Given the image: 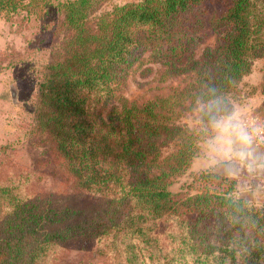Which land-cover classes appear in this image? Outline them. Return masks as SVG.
<instances>
[{"label":"trees","instance_id":"1","mask_svg":"<svg viewBox=\"0 0 264 264\" xmlns=\"http://www.w3.org/2000/svg\"><path fill=\"white\" fill-rule=\"evenodd\" d=\"M36 5L0 0V11ZM93 6L59 4L61 38L38 82L31 133L46 161L100 202L86 211L30 195L0 159V264H54L72 243L96 246L110 264H264V206L240 197L236 180L204 168L169 189L199 155L198 105L208 90L234 107L264 60V0ZM204 34L213 42L202 46ZM136 62L151 64L159 82L179 81L165 95L130 101ZM251 114L264 117V100ZM187 116L198 125L183 123Z\"/></svg>","mask_w":264,"mask_h":264},{"label":"rangeland","instance_id":"2","mask_svg":"<svg viewBox=\"0 0 264 264\" xmlns=\"http://www.w3.org/2000/svg\"><path fill=\"white\" fill-rule=\"evenodd\" d=\"M63 1L36 0L37 5L31 13L26 9L11 15L0 11V159L4 174H20L26 179V190L30 195L48 197L62 207L87 211L100 202V197L84 191L52 167L46 161L45 148L34 142L31 133L38 82L51 47L61 38L54 31L60 18L59 4ZM128 1L133 0H94L93 12L108 11L113 5ZM212 42V36L203 35L202 46ZM150 65L136 62L129 70L124 94L130 101L140 103L165 95L178 83L179 79L159 82L154 70L149 71ZM182 122L190 127L198 125L194 116H187ZM192 161L183 174L173 178L170 190L186 187L192 182L190 173L207 162L206 158L199 157ZM54 264L110 263L96 246L79 248L72 243L60 250Z\"/></svg>","mask_w":264,"mask_h":264},{"label":"clouds","instance_id":"3","mask_svg":"<svg viewBox=\"0 0 264 264\" xmlns=\"http://www.w3.org/2000/svg\"><path fill=\"white\" fill-rule=\"evenodd\" d=\"M204 133L201 151L208 164L238 181L240 190L251 181H264V120L249 119L239 108L225 103L216 89L198 105ZM257 191H264L260 184Z\"/></svg>","mask_w":264,"mask_h":264},{"label":"crops","instance_id":"4","mask_svg":"<svg viewBox=\"0 0 264 264\" xmlns=\"http://www.w3.org/2000/svg\"><path fill=\"white\" fill-rule=\"evenodd\" d=\"M244 82L246 83V87H243L241 99H239L234 107L239 108L245 115L250 114L254 109L260 106L262 101L264 100V90L260 87L261 83L264 82V60H259L255 63L252 71L244 78ZM249 88V90L247 89ZM205 158L202 151H200V155L195 158ZM193 162V161H192ZM204 168H212L215 172L224 175L219 169L214 168L206 162L203 167ZM238 181H236V185ZM260 184L262 188H264V181L260 179H256L251 181V188H247L244 190H240L237 187V193L240 197L247 199L254 204H259L264 206V191H257L256 185Z\"/></svg>","mask_w":264,"mask_h":264},{"label":"built area","instance_id":"5","mask_svg":"<svg viewBox=\"0 0 264 264\" xmlns=\"http://www.w3.org/2000/svg\"><path fill=\"white\" fill-rule=\"evenodd\" d=\"M249 119L264 120V117H254L251 113L246 115Z\"/></svg>","mask_w":264,"mask_h":264},{"label":"water","instance_id":"6","mask_svg":"<svg viewBox=\"0 0 264 264\" xmlns=\"http://www.w3.org/2000/svg\"><path fill=\"white\" fill-rule=\"evenodd\" d=\"M12 99H13V101H15V95H14L13 91H12Z\"/></svg>","mask_w":264,"mask_h":264}]
</instances>
